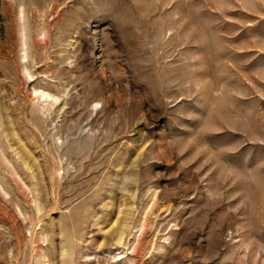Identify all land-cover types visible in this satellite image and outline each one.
I'll use <instances>...</instances> for the list:
<instances>
[{
    "label": "rangeland",
    "instance_id": "rangeland-1",
    "mask_svg": "<svg viewBox=\"0 0 264 264\" xmlns=\"http://www.w3.org/2000/svg\"><path fill=\"white\" fill-rule=\"evenodd\" d=\"M0 264H264V0H0Z\"/></svg>",
    "mask_w": 264,
    "mask_h": 264
}]
</instances>
